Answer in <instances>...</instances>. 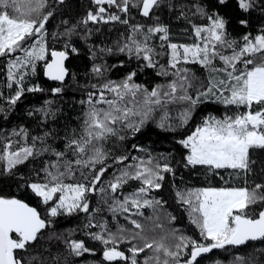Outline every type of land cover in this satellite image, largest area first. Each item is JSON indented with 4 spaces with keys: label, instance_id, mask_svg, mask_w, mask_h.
<instances>
[{
    "label": "snow or ice",
    "instance_id": "snow-or-ice-1",
    "mask_svg": "<svg viewBox=\"0 0 264 264\" xmlns=\"http://www.w3.org/2000/svg\"><path fill=\"white\" fill-rule=\"evenodd\" d=\"M57 3L63 6L66 0ZM91 3L95 7L75 23L62 21L64 30L55 35L62 37L64 44L56 49L48 42L46 25L54 13L45 11L47 0H0V60L4 62L0 70L5 72V88L11 91L10 95L0 91V100L9 106H0L5 118L26 93L47 91L55 97L65 92L67 78L71 75L75 80L66 62L80 54L73 37L87 43L93 34L89 25L118 22L129 26L115 53L139 62L128 68H124L125 61L109 65L103 56L115 54L113 48L93 45L88 49L93 61L88 74L95 82L83 86L86 95L78 101L83 106L82 120L78 128L64 134L63 150L50 143L58 135L54 130L31 135L20 127L12 133L19 138L16 141L0 140V183L7 182L8 188L14 185L21 192L18 196L0 188V264H68L67 256L93 253L85 240L53 232L48 239L62 240L67 256L46 261L33 255L56 218L79 213L86 214V228L100 229L85 235L103 245L102 261L107 264H199L198 258L214 249L264 240V183L247 186V176L256 164L251 153L264 150V23L253 31L247 29L254 11L264 16V0H191L190 7L180 11V18L191 27V43L172 42L169 26L160 21L157 10L165 4L174 8L172 0ZM133 10L152 23L130 25ZM189 13L203 23H196ZM237 29L246 30L239 39L232 35ZM153 38L161 42L159 48L164 52L157 50ZM165 54L168 59L161 64L157 57ZM39 62H43V76L58 86L45 89L39 83H26L37 75ZM189 65L209 71L195 95L190 92L195 74ZM114 68H123L122 79L108 78ZM149 68L157 69L156 75L165 77V82L151 88L137 83L138 75ZM205 99L245 111L223 118L208 116L193 130L180 132ZM170 105L182 106L176 122H170ZM59 111L47 100L28 115L42 113L44 120H54ZM150 125L179 136L175 142L186 150L180 161L184 167L201 166L214 175L232 170L230 175L245 176L244 186H209L175 193L178 202L187 206L190 222L203 242L169 226L177 218L162 213L167 201L151 197L153 191L164 187L166 173L175 175L167 158L161 163V158L150 153L134 155L146 149L132 144L126 154L112 157L113 163L123 167L107 181V187H99L110 167L105 163L109 158L105 142L110 137L124 141L145 135L152 130ZM129 181H138L139 186L124 195L121 190ZM97 192L103 194L102 203L112 214L115 231L106 220L93 222V213L102 211L91 207L90 195ZM145 208L152 209L153 215L145 216ZM162 215H166L167 225ZM121 245H126V250ZM141 254L142 262L138 259ZM240 261L247 264L243 258Z\"/></svg>",
    "mask_w": 264,
    "mask_h": 264
},
{
    "label": "trees",
    "instance_id": "trees-1",
    "mask_svg": "<svg viewBox=\"0 0 264 264\" xmlns=\"http://www.w3.org/2000/svg\"><path fill=\"white\" fill-rule=\"evenodd\" d=\"M48 8L45 11L51 10L54 15L50 19V22L46 25L48 30V42L52 48L62 49L64 40L58 38L55 34L62 33L65 25L63 20H68L70 23H75L81 19L86 12L94 8L95 5L91 3V0H66V3L61 6L57 3V0H47ZM175 5L174 8H169L166 4L158 9V15L160 21L170 28V38L174 43H191L193 38L191 35V27L187 20L180 18V11L185 6L190 7L191 0H172ZM15 14V13H13ZM123 15V14H121ZM196 23H203L195 17H191ZM131 19L129 24H149L150 20L139 16L136 10L131 13ZM262 23H264V16L259 11H254L251 17V28L247 31H253L257 29ZM93 29V34L88 38L87 43L85 40L79 37H73V41L79 48V56H73L67 65L70 70V74H75V80L70 77L66 81V90L60 96H51L47 91L44 93H26L25 97L18 102L15 109L8 112L7 117L0 115V140L11 138L13 141L19 139L12 135L14 130H18L20 127H25L29 130L31 135L43 134L44 131L54 130L58 135L56 138L51 139L50 143L54 148L63 150V136L66 131L78 128L82 120L83 106L78 103L79 100L84 99L87 89L83 86L88 83L95 82L88 71L93 63L89 58L88 49L93 45L97 47H111L115 49L118 42L123 41L127 35V29L129 26L122 25L118 22L100 25H89ZM99 29V31H96ZM246 31L245 29H237L232 32L234 38L239 39L240 35ZM152 43L157 47V50L164 52V49H160V41L157 38H153ZM161 64H164L168 59L167 55H161L157 57ZM103 60L107 64H119L120 61H125L124 68L134 67L137 63L136 60L129 61L125 54L115 53L112 55L105 54ZM101 62L100 60L96 61ZM3 61L0 60V68L3 67ZM219 67L220 65L217 64ZM195 74L193 80V87L190 89L191 94L195 95L201 89V82H205L209 77V71L201 68L199 65H189ZM37 75L30 76L26 83L31 86L32 82L41 84L45 89L58 86V84L49 83L43 78V62H39L37 65ZM157 69H145L141 72L136 82L144 84L146 87H153L156 84L164 83L166 78L156 75ZM108 78L113 80H120L125 75L123 68H114L107 73ZM5 72L0 70V91H4L6 95H10L11 91L7 90L4 86L3 79ZM47 100H52L53 105L59 108L60 111L54 120H44L42 113H37L35 116H29L28 112L33 109L40 108L45 104ZM0 106L9 107L4 100H0ZM170 122H176L179 120V113L182 110L181 105H170ZM245 109L236 108L235 106H225L216 102L213 99H205L203 103L199 104L192 112V118L188 124L180 129V132H189L194 127L202 122V120L208 116H216L223 118L225 115H235L238 112H243ZM160 114H157V117ZM39 117V118H38ZM46 125V126H45ZM151 131H146L145 135L138 136L136 138L129 137L124 141H120L118 137H110L104 144L105 151L109 153V158L106 160V164L110 165L108 173L105 174L104 183L99 187H107V181L112 179L113 176L118 175L119 171L123 167L113 163L112 157L126 154L132 144H138L146 149V152H133L134 155L145 156L150 153L153 157L161 158L160 162H166L164 158H167V162L174 168L175 175L166 173L164 187L159 191H153L151 197L157 199L162 198L167 201L162 213L176 216V221L169 225L178 230V233L185 236H190L196 239L199 237V230L195 228L190 222L187 206L178 202L175 193L177 191L194 190L201 187H221V186H244L245 176L243 173L236 175L231 174L232 170H219V175L209 173L204 167L197 166L196 168L184 167L180 161L182 160L181 153L185 152L179 145L176 144V139L179 138L176 133L165 132L157 129L155 125H150ZM252 158L256 161L253 167V172L247 176L249 187H252L255 183H264V150H253L251 153ZM43 157L42 159H46ZM38 166V162H37ZM100 167V165H97ZM27 171V169H25ZM220 176L224 177V180L220 179ZM225 180L228 182L225 184ZM6 183H0V188H4L5 191H10L16 195H20L21 192L13 185L11 188L6 186ZM139 186L138 181H129L127 185L121 190L124 195L129 194L135 188ZM102 195L97 192L95 195H90L91 207L101 208V212H94V223L104 222L108 223V226L115 231V221L112 219V214L108 211L107 207L102 203ZM150 197V198H151ZM35 204V199H33ZM145 216H152L153 212L150 208L143 209ZM161 220L167 225L166 215L161 216ZM119 222L124 224L125 221L122 217L119 218ZM146 224H150L149 221H143ZM87 223L86 214L79 213L73 216H61L56 218L50 230H47L45 237L41 240V245L37 246V249L33 252L41 260L50 261L53 257H61L62 259L67 256V249L62 240L55 238L48 239V236L53 232L56 234H71V238L85 240L87 246L93 249V253H86L83 257L67 256L68 264H107L102 261V248L98 241L91 240L85 233L88 231H100L99 228L88 229L85 227ZM201 242L202 239H201ZM126 250V245H121ZM240 258H243L247 264H264V240L257 243H248L242 248L226 247L224 249H214L210 253H205L202 257L198 258L199 264H241ZM138 259L142 262L144 254H141ZM123 264V262H120Z\"/></svg>",
    "mask_w": 264,
    "mask_h": 264
},
{
    "label": "water",
    "instance_id": "water-1",
    "mask_svg": "<svg viewBox=\"0 0 264 264\" xmlns=\"http://www.w3.org/2000/svg\"><path fill=\"white\" fill-rule=\"evenodd\" d=\"M67 63V62H66ZM43 78H44V80L45 81H47V82H49V83H54V84H58V82H54V81H50V80H48L45 76H43ZM68 79V78H67ZM260 241H262V240H257V241H250V242H248V243H257V242H260ZM247 243V244H248ZM246 245V244H245ZM245 245H240V246H226V247H231V248H242V247H244Z\"/></svg>",
    "mask_w": 264,
    "mask_h": 264
}]
</instances>
